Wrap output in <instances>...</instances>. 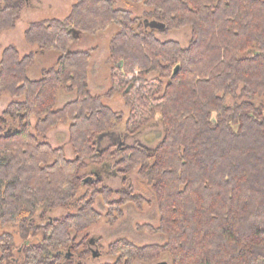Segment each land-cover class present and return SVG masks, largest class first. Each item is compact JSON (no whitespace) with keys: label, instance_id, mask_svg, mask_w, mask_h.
I'll use <instances>...</instances> for the list:
<instances>
[{"label":"trees","instance_id":"obj_1","mask_svg":"<svg viewBox=\"0 0 264 264\" xmlns=\"http://www.w3.org/2000/svg\"><path fill=\"white\" fill-rule=\"evenodd\" d=\"M136 1L152 10L138 16L115 0H78L63 19L32 22L27 41L60 53L38 79L27 75L35 52L21 55L15 45L4 50L0 93L14 100L0 114V221L18 224L24 242L16 246L13 234L1 235L2 264H73L69 252L89 253L86 231L102 217L94 206L98 195L111 222L127 203L143 205L146 197L132 186L116 190L99 175L81 172L108 162L124 177L139 168L160 213L158 227H143L167 237L149 245L120 237L108 245L107 253L116 258L111 264L149 262L164 254L171 264H264V0ZM24 5L0 0V32L15 26ZM145 19L165 27H147ZM114 23L120 30L110 43L113 83L128 95L134 80L125 79L136 69L133 79L142 87L157 83L150 94L162 102L155 113L165 134L152 152L136 144H96L118 128L123 115L90 91L91 50L70 47L79 33L94 34ZM186 25L193 35L187 47L157 36ZM61 90L76 96L57 107ZM238 90L245 99L228 104L227 96ZM7 118L16 125L10 127ZM132 119L125 127L133 134L143 125L131 130ZM61 123L70 124L74 158L47 140ZM60 206L69 211L48 216Z\"/></svg>","mask_w":264,"mask_h":264},{"label":"rangeland","instance_id":"obj_2","mask_svg":"<svg viewBox=\"0 0 264 264\" xmlns=\"http://www.w3.org/2000/svg\"><path fill=\"white\" fill-rule=\"evenodd\" d=\"M78 0H24V7L18 17L15 26L13 28L4 29L0 32V60L3 56L4 50L10 46L15 45L21 55H25L30 52H35L34 63L29 67L28 74L31 78L40 77L43 69L56 65V60L60 53L54 50H41L38 46L31 44L26 39V31L32 22L42 21L52 18L63 19L66 17L72 6ZM116 5L119 7L130 8L134 15L142 16L146 12L152 10L144 2H138L136 0H115ZM120 30V27L114 23L106 30L90 34L79 33L75 37L71 50H91V60L88 67V83L90 91L93 95L103 96V101L112 107L115 111L123 115V120L118 126L109 132L100 135L97 138V147L105 148L109 145H129L136 144L144 146L149 151H153L156 145L163 139L165 134V126L162 117L159 113H155L158 105L162 102L155 100L156 95L153 97L150 94V88L152 85H157L153 80L151 84L146 87H142V82L139 79H133L138 76L139 69H136L134 74H130L126 77V82H132L134 80V87L128 95H125L121 90V87L114 84L112 81L111 61H110V43L113 36ZM157 36L164 40L178 41L183 47H187L192 38V28L190 25H186L179 28L170 29L163 33L157 32ZM155 75L149 77L153 79ZM115 87V90L111 95H108L110 90ZM158 88L155 89V91ZM147 101V106L140 103V95ZM75 94L68 93L61 90L58 95L57 107L62 106L66 101L72 99L71 96ZM161 96V95H157ZM245 97L240 94L238 90L236 96L228 95L226 102L228 104H234L241 102ZM14 100V98L8 93H0V114L6 109L8 104ZM132 103V107L128 105V101ZM257 104L261 102V98L256 99ZM132 119L130 128L132 130L142 126L141 129L135 133H128L126 131V123L129 119ZM10 123V127H14V124L10 118H7ZM149 121L145 123V121ZM32 122H35V118H32ZM145 124V125H144ZM70 138V124L61 123L56 128L51 129L48 132V141L54 147L63 146L68 158H74L75 153L72 145L69 142ZM115 168L112 162L104 163L102 165L90 164L87 168H83L81 172L84 176L87 175H99L104 179L105 184L118 190L132 186L136 191L142 193L146 197V201L143 205L139 206L135 203H127L123 206L122 214L117 213L114 222H111L107 213V206L102 195H98L95 200V208L102 213V217L99 221L92 224L86 231L88 234L89 247H92L97 251V256L89 254L87 257L83 256L82 264H108L114 263L115 257L108 254V245L120 238L126 237L138 245L149 244H161L165 243L167 237L160 232L154 233L145 227L144 225L151 224L154 227L159 226V202L155 195V192L146 180L139 174V168L131 172L128 176L112 174ZM119 194H113V198H118ZM69 211L65 207H56L48 211L49 217H60ZM35 220L41 223L39 216L35 215ZM4 233H11L14 236V242L16 246L21 245L24 242L23 237L19 232L18 224L3 225L0 221V236ZM85 233L79 235V239L84 236ZM36 241V238H33ZM17 249H15L16 252ZM78 253V252H77ZM77 253L69 252V260L73 261V264H77ZM90 253V252H89ZM0 251V257H1ZM20 258L21 253L15 254ZM86 257V258H85ZM67 260V258H65ZM166 260L171 264V257L169 254H164L159 259L154 261L145 262L136 259L134 264H155L158 261ZM2 264V262H0ZM5 264H12L7 262Z\"/></svg>","mask_w":264,"mask_h":264},{"label":"water","instance_id":"obj_3","mask_svg":"<svg viewBox=\"0 0 264 264\" xmlns=\"http://www.w3.org/2000/svg\"><path fill=\"white\" fill-rule=\"evenodd\" d=\"M145 25L147 27L149 26L151 28H164L165 27L164 23L158 22L157 20H148V19H145ZM178 68H179V66H177L175 68L174 74H177ZM89 178L90 177H88L87 179H89ZM94 255H96L95 252H94ZM155 264H169V262L166 260H162V261L156 262Z\"/></svg>","mask_w":264,"mask_h":264},{"label":"flooded vegetation","instance_id":"obj_4","mask_svg":"<svg viewBox=\"0 0 264 264\" xmlns=\"http://www.w3.org/2000/svg\"><path fill=\"white\" fill-rule=\"evenodd\" d=\"M87 247H88L89 252H90V253H88V255L91 254V255L93 256V255H94V252H95L96 255H94V256H97V251L94 250L92 247H89V242H88V246H87ZM73 253H77V252H73ZM88 255H87V256H88ZM87 256H86V257H87ZM86 257H85V258H86ZM82 259H83V257H80V256H79V253H77V259H76V261L80 262V261H82ZM78 262H77V263H78ZM114 262H115V261H114ZM80 263H81V262H80ZM108 264H111V263H108Z\"/></svg>","mask_w":264,"mask_h":264},{"label":"crops","instance_id":"obj_5","mask_svg":"<svg viewBox=\"0 0 264 264\" xmlns=\"http://www.w3.org/2000/svg\"><path fill=\"white\" fill-rule=\"evenodd\" d=\"M58 59V58H57ZM56 62H57V60H56ZM29 70V69H28ZM27 75H28V77L29 78H31L30 76H29V74H28V71H27ZM39 77H35V78H31V79H38ZM75 96H76V94H73L72 96H71V98L73 99V98H75ZM67 102V101H66ZM61 107V106H60ZM112 174H115V175H119L118 173H117V171L116 170H114V172H112Z\"/></svg>","mask_w":264,"mask_h":264}]
</instances>
